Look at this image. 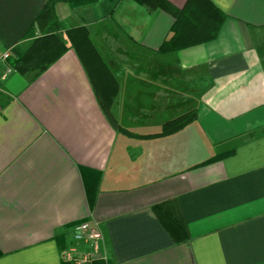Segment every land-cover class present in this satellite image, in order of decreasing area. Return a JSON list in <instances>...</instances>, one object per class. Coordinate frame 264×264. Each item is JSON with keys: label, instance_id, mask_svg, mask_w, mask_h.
<instances>
[{"label": "crops", "instance_id": "0c3cea01", "mask_svg": "<svg viewBox=\"0 0 264 264\" xmlns=\"http://www.w3.org/2000/svg\"><path fill=\"white\" fill-rule=\"evenodd\" d=\"M49 1L0 0V50L38 35ZM207 1L225 17L217 38L161 54L168 12L56 0L96 56L0 80V264H64L81 222L105 264H264V0Z\"/></svg>", "mask_w": 264, "mask_h": 264}, {"label": "trees", "instance_id": "16d2710c", "mask_svg": "<svg viewBox=\"0 0 264 264\" xmlns=\"http://www.w3.org/2000/svg\"><path fill=\"white\" fill-rule=\"evenodd\" d=\"M96 0H82L81 3H91ZM150 10L162 9L175 18L172 35L161 46V54L178 52L217 38L225 19L224 15L207 0H189L183 10H179L166 0H135ZM56 0H50L36 19L39 30L37 36L28 34L24 41L14 49L10 65L20 74L44 71L57 62L68 50L73 49L84 62L94 58V51L89 30L85 27L66 29L59 21L55 12ZM197 118V111L192 110L172 121L166 122L160 133L147 136L160 138L174 135ZM112 124L115 123L111 118ZM229 154H222L201 165L223 159ZM200 165V166H201ZM105 264L104 262H96ZM69 264V263H64Z\"/></svg>", "mask_w": 264, "mask_h": 264}, {"label": "built area", "instance_id": "2783aa9c", "mask_svg": "<svg viewBox=\"0 0 264 264\" xmlns=\"http://www.w3.org/2000/svg\"><path fill=\"white\" fill-rule=\"evenodd\" d=\"M11 57L10 50H0V80H6L15 72L10 65ZM61 258L69 264L107 263L101 232L88 222L76 224L73 228V243L62 250Z\"/></svg>", "mask_w": 264, "mask_h": 264}, {"label": "rangeland", "instance_id": "374dc122", "mask_svg": "<svg viewBox=\"0 0 264 264\" xmlns=\"http://www.w3.org/2000/svg\"><path fill=\"white\" fill-rule=\"evenodd\" d=\"M35 36H37V35H35Z\"/></svg>", "mask_w": 264, "mask_h": 264}]
</instances>
